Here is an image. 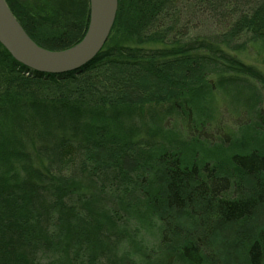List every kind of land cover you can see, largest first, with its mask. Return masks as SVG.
<instances>
[{
    "label": "trees",
    "instance_id": "1",
    "mask_svg": "<svg viewBox=\"0 0 264 264\" xmlns=\"http://www.w3.org/2000/svg\"><path fill=\"white\" fill-rule=\"evenodd\" d=\"M6 1L48 50L87 32L90 0ZM0 264H264V0H119L61 75L0 44Z\"/></svg>",
    "mask_w": 264,
    "mask_h": 264
},
{
    "label": "water",
    "instance_id": "2",
    "mask_svg": "<svg viewBox=\"0 0 264 264\" xmlns=\"http://www.w3.org/2000/svg\"><path fill=\"white\" fill-rule=\"evenodd\" d=\"M119 0H90V19L84 38L62 51L39 46L25 31L6 0H0V44L21 65L41 74L61 75L91 63L114 28Z\"/></svg>",
    "mask_w": 264,
    "mask_h": 264
},
{
    "label": "rangeland",
    "instance_id": "3",
    "mask_svg": "<svg viewBox=\"0 0 264 264\" xmlns=\"http://www.w3.org/2000/svg\"><path fill=\"white\" fill-rule=\"evenodd\" d=\"M182 17H183V18H182V20H181V24L183 23V24L185 25V24L190 23V25H186V26H184V27L181 28V29L184 30V31H188L187 33L189 34V37H190V36L193 37V36H195V35L200 34L199 32L202 31L201 29H199V28H195V27H192V26H191L192 23H194V22L187 21L188 19L185 18V15L182 16ZM184 18H185V19H184ZM202 32H203V31H202ZM206 32H207V31H206Z\"/></svg>",
    "mask_w": 264,
    "mask_h": 264
}]
</instances>
